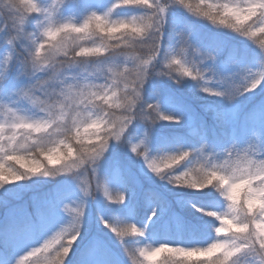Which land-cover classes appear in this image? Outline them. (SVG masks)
Here are the masks:
<instances>
[{"label": "snow or ice", "instance_id": "obj_1", "mask_svg": "<svg viewBox=\"0 0 264 264\" xmlns=\"http://www.w3.org/2000/svg\"><path fill=\"white\" fill-rule=\"evenodd\" d=\"M96 3L0 0V264H67L77 250V264H264V0ZM119 9L144 11L125 18ZM175 9L243 39L179 17L169 30ZM134 121L145 128L136 143ZM150 138L179 146L154 156ZM125 147L141 170L208 202L193 207L208 218L210 241L132 246L168 204L121 158ZM61 174L79 193L58 185L23 201L28 180ZM61 211L68 223L17 255Z\"/></svg>", "mask_w": 264, "mask_h": 264}, {"label": "trees", "instance_id": "obj_2", "mask_svg": "<svg viewBox=\"0 0 264 264\" xmlns=\"http://www.w3.org/2000/svg\"><path fill=\"white\" fill-rule=\"evenodd\" d=\"M212 2V0H210ZM179 17L188 25H192L195 29H199L209 34L219 36V38L230 41L233 43L242 41L243 38L237 36L235 33L230 32L226 29H216L213 28L206 21L197 19L191 16L182 9H175L169 14V30L174 27L173 21L175 18ZM174 34V33H173ZM169 33H165V39L167 40ZM252 47L251 45H249ZM154 81L161 83L165 87H171L174 89H182L183 86L173 84L167 77H162L160 80L156 77L153 78ZM149 87V85H147ZM146 86V87H147ZM147 87V88H148ZM148 102H157L149 99L148 95H145ZM162 109L165 106L161 105ZM132 128L133 138L130 139L132 143H136L139 139L143 138L145 128L143 123L139 121H134ZM149 148L151 154L162 155L166 151H174L179 145L175 141L169 139H151L149 141ZM187 146V145H184ZM122 154V153H121ZM122 156V155H120ZM124 159V158H122ZM194 161L189 162L187 166H191ZM136 166L133 167V171L137 174L141 182L144 184L145 188H150L160 196L168 204V209L163 213L158 210V216L153 217L152 221H149V229L145 234V237L141 238L135 242L132 246L139 247L146 244H152L153 246H158L160 243H170L174 246L179 243H184L185 246L201 245L203 246L208 241H210L213 232L212 226L206 224V219L202 218L201 214L196 211L193 207L195 204L197 207L205 206L208 202L202 199L198 194L193 193L191 189H177L173 185L168 184L167 180H160L153 173L149 172L147 168L141 170L140 163L136 161ZM183 170V168L181 169ZM144 180H146L144 182ZM47 186V185H46ZM45 186L42 187V189ZM137 193V199H139L140 189L135 188ZM207 191V190H205ZM218 199L223 201V197L216 193ZM173 204V206H171ZM222 210L226 208V204L218 205ZM148 201L146 197H140V202L137 206L136 213L141 218V220H146L147 215H150V211H147ZM135 222V221H133ZM195 228V230H194ZM69 264H72L71 262Z\"/></svg>", "mask_w": 264, "mask_h": 264}, {"label": "rangeland", "instance_id": "obj_3", "mask_svg": "<svg viewBox=\"0 0 264 264\" xmlns=\"http://www.w3.org/2000/svg\"><path fill=\"white\" fill-rule=\"evenodd\" d=\"M86 2L90 3L94 7L98 6L96 3V0H86ZM102 2L106 6L110 3V0H102ZM143 11H144L143 9H119V10H117V13L115 15L118 17H125L126 18V17H130L132 15L142 14ZM64 14L67 15L68 13L65 12ZM78 18L79 17H77V19ZM156 78H158L160 80V78H162V77H156ZM147 85L148 84L145 85V88L148 87ZM129 138L130 139L133 138V133H131ZM110 152H111V149H110ZM119 153H120V155H122L121 158H124V160L129 162L134 168L137 167L136 166V160L134 159L131 152L126 147L119 149ZM100 165H101V167H100L99 171H100V173H103L104 172V167H103L104 160H103V158L100 161ZM81 175H83V173H81ZM84 178L86 179L87 176H85ZM145 181L146 180H144V182ZM21 183H25V182H21ZM26 183L30 187L24 191V196H23L24 202H27L34 192H41L42 193V192L53 191V190H55V188L58 185H70L74 191L79 193L78 181L72 179L70 174H61V175H58L54 178L53 177L37 176V177H33L31 180H28ZM43 186H45V187L42 189ZM98 199H100V197H98ZM171 206H173V204ZM2 215H3V209H0V216H2ZM69 219H70V217H68L67 214H65L61 211L59 220L52 227L51 231L44 234V235L36 234V235H33V236L27 238L26 241L21 244V246L17 252V255L23 254V252L27 251L30 247L39 246V244L43 242V239L46 238V235H50L51 232L59 230L60 227H62L66 223H68ZM179 244H180V246H185V244L182 242ZM15 258L16 257H13V259H15ZM78 259H79V251L77 250L74 254L69 255V260H68L67 264H69L70 262L72 264H77Z\"/></svg>", "mask_w": 264, "mask_h": 264}]
</instances>
